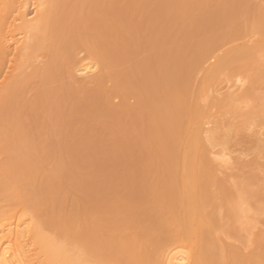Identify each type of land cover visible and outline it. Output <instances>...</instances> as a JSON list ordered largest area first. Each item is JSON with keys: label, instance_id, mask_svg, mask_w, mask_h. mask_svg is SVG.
<instances>
[{"label": "bare ground", "instance_id": "obj_1", "mask_svg": "<svg viewBox=\"0 0 264 264\" xmlns=\"http://www.w3.org/2000/svg\"><path fill=\"white\" fill-rule=\"evenodd\" d=\"M71 2L74 6L67 9ZM148 6L138 0H0V99L4 96L17 99L27 86L24 74L35 66L45 78L38 84L42 89L46 80L48 84L57 74L62 76L63 80L58 81L64 82L73 97L70 113L82 108L80 105L75 109L82 99L86 101L84 105L93 102L100 105L101 113L115 108L113 100L120 98L118 90L112 95L104 90V95H99L89 89L103 84L104 73H99L104 68L101 61L109 57V47L117 45L121 31L132 34L146 31L143 24L134 21V15ZM93 11L99 16L93 17L91 24H84ZM255 34L240 38L234 54L239 65L231 71L224 72L225 63L218 62L219 48L206 49L193 57L196 64L193 74L199 79L193 88L197 94L184 104L187 106L185 126L166 136L168 140L179 141L174 135L180 133L186 139L182 171L174 191L181 222L174 226V232L166 236L164 243L147 255L135 242L118 241L111 248L115 260L104 258L102 251L94 248L95 241L88 240L81 221L66 215L60 223L45 225L49 217L37 213L40 199L21 200L7 193L11 182L17 180L23 184L24 174H29L54 152L66 151L63 156L75 162L79 144L87 139L85 135L75 134L78 125L72 126L74 129L68 137L71 141L59 143L54 137L48 138L49 131L60 135L70 128L61 129L59 119L63 113L49 103L47 95L36 91L28 102V116L38 129L40 140L36 137L38 143H32L52 148L43 152L40 148L38 154L23 158L29 149L21 144L23 133L17 126L6 123L9 138L14 139L11 144L14 150L10 151V161L0 165V171L9 178L0 184V264H264L261 242L255 239L258 228L264 224V34ZM77 43L81 49L65 54ZM58 65L62 67L59 72L55 70ZM182 74V71L171 72L173 76ZM31 86L29 89H34ZM151 87L148 84L144 89ZM44 98V105L37 104ZM11 103L18 107L15 101ZM92 114L89 109L82 113L83 118ZM40 116L42 120L37 119ZM112 117V121L120 123L119 117ZM112 121L101 122L102 130H112ZM121 128L118 131L128 134L125 125ZM112 135L107 140H114ZM101 141L95 139L96 143ZM202 172L206 173L203 177ZM222 174L224 177L220 178ZM214 183L228 186L222 199L224 227L219 232L211 230L212 224L205 213L214 199L209 191ZM173 212L171 208L168 210L169 214ZM204 237L210 243L206 248ZM228 239L238 245L230 244ZM257 244L259 248H255Z\"/></svg>", "mask_w": 264, "mask_h": 264}, {"label": "rangeland", "instance_id": "obj_2", "mask_svg": "<svg viewBox=\"0 0 264 264\" xmlns=\"http://www.w3.org/2000/svg\"><path fill=\"white\" fill-rule=\"evenodd\" d=\"M138 2L149 4L134 15V21L143 24L146 31L137 34L121 31L117 45L109 47V57L101 61L104 68L99 73H104V82L107 83L89 89L92 94L99 95H104V90H109V95L118 90L120 98L113 100L115 108L101 113L100 105L93 102L87 106L84 105L85 99H82L75 109L80 105L82 108L70 113L68 110L73 97L64 82L61 84L58 81L62 76L56 75L54 81L57 83L50 81L47 84L46 80L42 89L38 84L44 82L45 78L38 74L35 66L26 71L29 75L34 71L30 76L32 79L24 74V84L27 86L22 83L25 87L21 98L16 97L18 101L8 96L0 99V137L3 140L0 138V165L10 161V151L14 150L11 148L14 139L9 138L8 124L21 130V144L29 146L23 158L29 159L38 154L40 148V152L52 148L41 144L39 147L34 144L37 146L34 147L32 143H38L40 139L37 136L38 129L28 116V102L38 90L44 96L47 95L49 103L63 113L59 119L62 122L61 129L66 131L70 128L69 132L60 135L49 131L48 138L54 137L59 143L71 141L68 137L74 129L73 125H78L75 134L87 136L78 146L81 148L75 162L63 156L66 151L54 152L29 174H24L23 184L15 180L6 191L21 200L40 199L37 213L49 217L45 225L60 223L66 215L81 221L88 240L95 241L94 248L101 250L102 256L111 261L115 260L111 248L118 241L135 242L147 255L154 247L164 243L166 236L174 232V226L181 222L180 206L174 198V191L178 188L177 177L182 171L185 155L183 143L186 139L180 133L174 135L179 141L168 140L166 136L172 135L175 128L185 126L187 106L184 104L197 94V89L193 88L197 87L199 79L193 74L196 65L193 57L206 49L219 48L218 62L225 63L224 72L231 71L239 65V59L234 54L240 38L253 32H256L255 35L264 34V0ZM73 6L71 2L66 8ZM97 15L96 11L91 12L84 24H91ZM81 48V44L77 43L65 54ZM61 69L58 65L55 70L59 72ZM174 70L182 71L183 74L173 76L171 72ZM31 84H35L32 85L34 89H29ZM148 84L153 87L144 89ZM44 100L39 99L37 104L44 105ZM11 101H15L18 107ZM87 109L93 114L83 118L82 113ZM112 110L114 113H111ZM112 116L119 117L120 123L115 119L112 121ZM37 119L42 120L43 117ZM108 121H112L113 129L102 130L103 123ZM123 125L128 129L126 135L118 131ZM111 134H114V140L109 141L107 137ZM96 138H100L101 143H96ZM205 174L202 172L201 176ZM219 177L223 178L224 175ZM8 179L7 175H3V170L0 171V184ZM214 184L209 189L214 199L205 213L212 224L211 230L219 232L224 227L222 199L227 195L228 186ZM170 208L174 212L169 214ZM262 226L255 236L258 243L261 242V252L264 251V232L260 234L259 231H264ZM204 235H208V232ZM204 238L206 248L210 243ZM232 241L229 240L230 244L238 245ZM255 248H259L258 244Z\"/></svg>", "mask_w": 264, "mask_h": 264}]
</instances>
